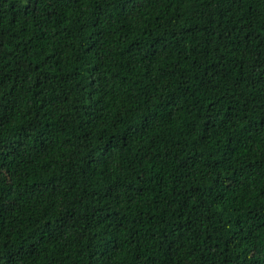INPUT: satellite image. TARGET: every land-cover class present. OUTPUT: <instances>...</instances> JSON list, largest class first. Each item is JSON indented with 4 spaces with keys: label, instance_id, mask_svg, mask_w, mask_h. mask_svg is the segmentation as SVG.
<instances>
[{
    "label": "trees",
    "instance_id": "obj_1",
    "mask_svg": "<svg viewBox=\"0 0 264 264\" xmlns=\"http://www.w3.org/2000/svg\"><path fill=\"white\" fill-rule=\"evenodd\" d=\"M0 264H264V0H0Z\"/></svg>",
    "mask_w": 264,
    "mask_h": 264
}]
</instances>
